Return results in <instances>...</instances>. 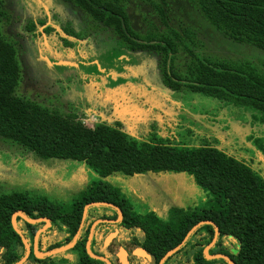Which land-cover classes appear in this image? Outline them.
<instances>
[{
	"label": "rangeland",
	"instance_id": "374dc122",
	"mask_svg": "<svg viewBox=\"0 0 264 264\" xmlns=\"http://www.w3.org/2000/svg\"><path fill=\"white\" fill-rule=\"evenodd\" d=\"M3 2L9 18L1 23V34L14 46L22 71L17 96L88 128L106 124L142 140L180 147L209 143L264 176V163L254 160L257 147H264V127L257 125L253 111L166 87L160 56L132 45L114 25H101L66 0ZM124 8L140 37L156 38L171 29L182 36L185 30L194 34V41L184 38L189 49L177 56L179 70L185 71L194 55L213 62H248L264 71V54L217 31L194 0H131ZM120 46L130 51L126 62L113 56ZM98 184L126 197L137 212L159 205L158 211L167 213L175 205H206L208 198L188 174L102 179L81 162L43 159L0 139V196L20 193L67 207ZM66 254L73 262L55 258V264H79L74 252Z\"/></svg>",
	"mask_w": 264,
	"mask_h": 264
},
{
	"label": "trees",
	"instance_id": "16d2710c",
	"mask_svg": "<svg viewBox=\"0 0 264 264\" xmlns=\"http://www.w3.org/2000/svg\"><path fill=\"white\" fill-rule=\"evenodd\" d=\"M66 1L91 14L101 25H114L118 33L132 45L160 56L166 87L176 91L186 88L218 102L251 110L257 125L264 127V71L248 62H213L194 55L186 70H179L175 65L176 59L182 50L189 49L184 38L194 41L191 31L185 30V36H182L177 30L171 29L170 34L143 38L132 30L124 13V4L131 0ZM194 1L217 31L235 43L248 45L264 54V0ZM8 18L4 2L0 0L1 140L17 144L43 159L81 162L102 179L115 174H188L211 199L214 212L209 219L230 240L227 248L231 249H227L226 256L235 264H264V176L260 172L209 143L180 147L160 141L142 140L106 124L88 128L75 119L61 117L34 101L17 96L22 71L14 46L1 34V23ZM112 52L117 61L119 55L126 56L130 51L120 46L114 47ZM122 60L127 61L125 57ZM262 149L257 147L254 155V160L260 163H264V147ZM94 186L67 207L54 205L46 199H32L20 193L1 195L0 249L5 248L6 251L1 256L0 264H16L25 255L22 239L12 226V216L17 212H22L30 219L49 218L53 221V229L63 234L64 238L47 246L49 233L43 234L40 243L45 245L43 250L50 252L73 242L86 205L93 202H114L124 212L127 211L126 208L129 209L130 201L116 190L99 184ZM96 209L90 210L88 225L73 250L78 256L79 264L101 263L91 258L86 250L88 228L94 220L101 217H92ZM221 209H224L222 218ZM16 222L21 230L23 225L26 226L29 233H24L25 229L23 233L30 244L35 233L43 226V223H26L21 218H17ZM181 223L182 221L176 224L178 238L156 254L158 259L178 246L197 221L180 233ZM205 229L209 230V238L205 242L208 245L213 240L214 227L209 225ZM162 239L165 241V237ZM221 244L222 241L216 247ZM216 251L215 248L213 252ZM201 257L200 254L199 263L221 262H205ZM55 258L59 256L33 261L37 264H54Z\"/></svg>",
	"mask_w": 264,
	"mask_h": 264
},
{
	"label": "flooded vegetation",
	"instance_id": "af4514ba",
	"mask_svg": "<svg viewBox=\"0 0 264 264\" xmlns=\"http://www.w3.org/2000/svg\"><path fill=\"white\" fill-rule=\"evenodd\" d=\"M119 56H121L122 59H124V55H119ZM115 71L117 70L115 69ZM201 190H202V195L205 194L204 193L205 191L203 189ZM97 203H106L108 205L90 207L84 221L82 217V221L78 232L80 231L82 233L83 230L86 229L88 225V218H89L88 214L90 210L92 208H97L94 212V216L92 217L96 218V216L99 215L101 217L94 220L92 224L89 226L88 240L91 233H93V238L91 242V249L93 250V253L99 257H103L107 259L110 262V264H122L119 257L116 255L115 246L119 247L120 249L121 248L123 249L127 264H204V262L199 263L200 254L202 256L201 258L205 262L221 260V262L217 264H229L223 258H217L212 260L208 259L205 254L206 248L210 245V244L208 245L205 244L206 240H208L209 238V230L205 229V226L211 225L214 227L213 240L216 236V227H218L214 223V221L209 219L211 213L214 212L212 208L211 199L209 197L204 198L203 200V203H206V205H201V206L196 205L199 202L194 203L193 206H188V207H185L184 205L183 206L175 205L171 207V209H169L167 213L159 212L157 209L158 208L157 206L159 205L151 204L152 206L149 205L145 211L137 212L134 203H131L130 201L129 209L126 208L127 211L124 212L114 202H97ZM103 207L105 209H101ZM154 207L156 208V210L153 209ZM176 207L177 209L173 210V214L170 213V210ZM118 209L121 210L122 216L119 214ZM185 213H189V214L192 213V214L186 215ZM222 213L224 215V209H221V218L223 217ZM83 216H84V212H83ZM17 218H21V217H17ZM49 220L51 222L50 226L46 229L44 233L41 234L39 239V251L43 253H46V250H43L45 248V245L43 246L42 242L40 243L43 234L49 233L46 239L47 246L58 243L64 238L63 234H61L58 230L53 229L54 223L51 219ZM99 220L102 222H100L92 232L93 225ZM180 221H182V223L180 224L181 225L180 233L184 232V229H186L188 225H191L196 221L197 223L187 231L185 237L178 246L168 251L164 256L158 259L156 254L165 250L166 247L173 244L178 238V229H176L177 228L176 224ZM25 222L29 223L27 221ZM40 223H43L42 228L46 226V222H40ZM40 223H29V224H40ZM17 226L21 230L18 224ZM22 227L23 230L25 229L24 233H29L25 225H23ZM218 229H219V234L217 241L215 245L211 249H209V254L226 256L227 249L228 250L231 249V247L227 248V244L230 243V240L226 239V236L221 232L219 227ZM23 230H21L22 233ZM37 232L33 237L32 243L30 244L28 242L30 245V254L24 264H37L35 263V261H33V259L42 261L54 256H59L58 259L62 261L73 262L72 258L66 257L67 255L66 253L69 251L73 252L75 247L69 251H66L58 255L50 256L44 259H38L34 252L35 236ZM163 237H165V241H163L162 239ZM220 241H222L221 246L216 247V244L220 243ZM179 246L180 249L172 256L166 258L162 263V260L165 258V256ZM215 248L217 249V251L213 252ZM5 251H6L5 248L0 249V259ZM26 251H25V255H26ZM94 260L101 262L98 264H107V262L103 260H99V259H94Z\"/></svg>",
	"mask_w": 264,
	"mask_h": 264
},
{
	"label": "water",
	"instance_id": "95a60500",
	"mask_svg": "<svg viewBox=\"0 0 264 264\" xmlns=\"http://www.w3.org/2000/svg\"><path fill=\"white\" fill-rule=\"evenodd\" d=\"M100 205H108L106 203H97V202H93V203H90L88 204L85 209H84V216H83V221L85 220L86 216H87V213H88V210L90 207H93V206H100ZM119 211V214L122 216V212L120 209H118ZM17 217H21L22 219H24L25 221L29 222V223H40V222H46V226L43 227L42 229H40L36 236H35V244H34V252H35V255L38 259H44V258H47V257H50V256H54V255H58V254H61V253H64L66 251H69L71 250L72 248L75 247L76 243H77V240L79 239L80 237V231L77 233V235L75 236V239L73 240L72 243H70L69 245L67 246H64V247H60L58 249H55V250H52L50 252H46V253H43V252H40L39 251V239H40V236L42 233H44L46 231V229L50 226L51 222L48 218H40V219H30L28 218L25 214H23L22 212H17L13 215L12 217V225H13V228L14 230L17 232V234L22 238V241L26 247V255L19 261L17 262L16 264H24L26 262V260L28 259L29 257V254H30V245L27 241V239L24 237L23 233L21 232V230L18 228L17 226V222H16V219ZM102 221H97L93 227H92V232L94 230V228ZM218 234H219V229L218 227H216V236L214 238V240L210 243V245L206 248V251H205V254L207 256L208 259H217V258H223L225 259L229 264H235L228 256H223V255H210L209 254V249H211L216 241H217V238H218ZM92 238H93V233H91L90 237H89V240L87 242V246H86V250H87V253L88 255L93 258V259H99V260H103L105 262H107V264H110V262L103 258V257H99L97 255H95L91 249V242H92ZM180 249V246L177 247L176 249H174L173 251L169 252L165 258L162 260V263L164 262V260L170 256H172L174 253H176L178 250ZM115 252H116V255L119 257L120 261L122 262V264H127L126 262V259H125V254H124V251L123 249L115 246Z\"/></svg>",
	"mask_w": 264,
	"mask_h": 264
}]
</instances>
